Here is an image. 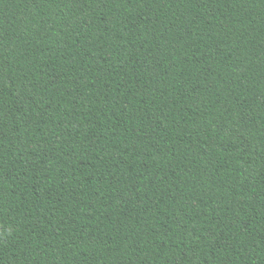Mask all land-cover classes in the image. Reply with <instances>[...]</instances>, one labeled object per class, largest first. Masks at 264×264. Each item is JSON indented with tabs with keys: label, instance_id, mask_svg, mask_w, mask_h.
Instances as JSON below:
<instances>
[{
	"label": "trees",
	"instance_id": "16d2710c",
	"mask_svg": "<svg viewBox=\"0 0 264 264\" xmlns=\"http://www.w3.org/2000/svg\"><path fill=\"white\" fill-rule=\"evenodd\" d=\"M0 264H264V0H0Z\"/></svg>",
	"mask_w": 264,
	"mask_h": 264
}]
</instances>
